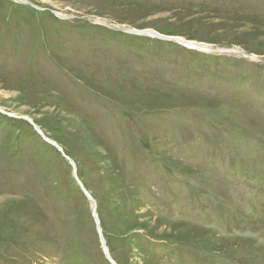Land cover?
I'll list each match as a JSON object with an SVG mask.
<instances>
[{
    "label": "rangeland",
    "instance_id": "374dc122",
    "mask_svg": "<svg viewBox=\"0 0 264 264\" xmlns=\"http://www.w3.org/2000/svg\"><path fill=\"white\" fill-rule=\"evenodd\" d=\"M0 198V264H111L95 213L118 264H264V0H0Z\"/></svg>",
    "mask_w": 264,
    "mask_h": 264
},
{
    "label": "water",
    "instance_id": "95a60500",
    "mask_svg": "<svg viewBox=\"0 0 264 264\" xmlns=\"http://www.w3.org/2000/svg\"><path fill=\"white\" fill-rule=\"evenodd\" d=\"M128 31L133 32V33H141V34H146V33H147V34H153V35H156V36H159V37H162V38L172 39V40L180 41V42H183V43H187V42H188V41H186V40H184V39H182V38H180V37H168V36H165V35H161L160 33H157V32L152 31V30L128 29ZM196 44H199V43H196ZM199 45H201V44H199ZM211 50H212V49H211ZM224 50H227V49H224ZM36 128H37V130L41 131L38 127H36ZM85 192H86V194H87L89 197H92L88 191L85 190ZM95 219L97 220V216H96V215H95ZM98 224H99V222H98V220H97V225H98ZM98 229H99V231H101L99 225H98ZM102 240H103V243H105V240H104L103 237H102ZM106 254H107L108 257H110L107 248H106ZM114 264H115V263H114Z\"/></svg>",
    "mask_w": 264,
    "mask_h": 264
},
{
    "label": "bare ground",
    "instance_id": "6f19581e",
    "mask_svg": "<svg viewBox=\"0 0 264 264\" xmlns=\"http://www.w3.org/2000/svg\"><path fill=\"white\" fill-rule=\"evenodd\" d=\"M194 47V46H193ZM1 199V198H0Z\"/></svg>",
    "mask_w": 264,
    "mask_h": 264
}]
</instances>
